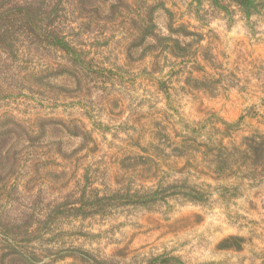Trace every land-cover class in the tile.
Segmentation results:
<instances>
[{
    "label": "rangeland",
    "instance_id": "1",
    "mask_svg": "<svg viewBox=\"0 0 264 264\" xmlns=\"http://www.w3.org/2000/svg\"><path fill=\"white\" fill-rule=\"evenodd\" d=\"M124 1L68 6L77 71L23 53L43 82L1 99L0 119L61 130L36 143L8 218L26 195L44 212L101 201L30 246L45 264H264V0Z\"/></svg>",
    "mask_w": 264,
    "mask_h": 264
},
{
    "label": "trees",
    "instance_id": "2",
    "mask_svg": "<svg viewBox=\"0 0 264 264\" xmlns=\"http://www.w3.org/2000/svg\"><path fill=\"white\" fill-rule=\"evenodd\" d=\"M124 4V0H0V100L10 98L11 91L19 89L30 78L43 82L42 73L33 74L30 71L28 60L23 58L26 51L29 54L32 50L56 51L63 54L64 59L72 60L77 71L75 65L83 50L72 39L77 31L70 24L69 17L73 10L68 6H78L82 11L91 13L93 6L115 8ZM150 27L146 30L141 28L143 39L140 43L137 38L134 39L130 50L142 46L150 35H154ZM83 67L87 66L84 64ZM64 72L77 74L68 68L57 74ZM58 124L53 120L41 119L36 129H32L7 116L0 119V264H45L30 251V246L43 236L55 233L53 226L63 217L79 212L87 205L96 207L101 202L93 204L88 201L74 207L64 202L47 203L45 208L49 209L45 213L44 207H35L37 203L44 204L42 193L37 194L29 205L25 201L26 195L25 204H21L22 208L17 211L18 218H8L9 210L20 201L18 183L24 177L23 170L32 167L31 158L37 150L36 143L44 141L49 131L59 132L61 129L57 127ZM56 145L61 153L63 143L58 142ZM258 148L252 150L256 152ZM29 194H33L31 190ZM65 253L68 256L75 255L74 250H66ZM51 257L58 259L63 256L55 254Z\"/></svg>",
    "mask_w": 264,
    "mask_h": 264
}]
</instances>
